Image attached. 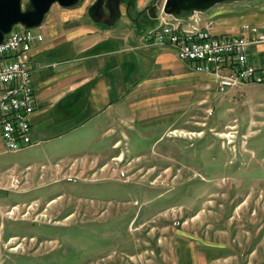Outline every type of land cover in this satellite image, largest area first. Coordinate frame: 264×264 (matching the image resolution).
Listing matches in <instances>:
<instances>
[{
	"label": "rangeland",
	"instance_id": "rangeland-1",
	"mask_svg": "<svg viewBox=\"0 0 264 264\" xmlns=\"http://www.w3.org/2000/svg\"><path fill=\"white\" fill-rule=\"evenodd\" d=\"M263 7L198 14L227 13L213 23L236 34L261 26L249 14ZM162 11L150 5L145 19ZM206 81L202 92L131 95L101 142L14 159L0 178V264H177L181 240L217 264H264V84L221 92Z\"/></svg>",
	"mask_w": 264,
	"mask_h": 264
},
{
	"label": "crops",
	"instance_id": "crops-1",
	"mask_svg": "<svg viewBox=\"0 0 264 264\" xmlns=\"http://www.w3.org/2000/svg\"><path fill=\"white\" fill-rule=\"evenodd\" d=\"M94 2L83 0L74 7L55 3L36 30L43 39L34 43L29 55L37 65L32 71L36 94L35 112L31 116L33 144L13 152L7 149L0 134V178H12V169L18 165L12 161L24 152L29 151L31 156L36 152L47 159L49 152L61 154L65 149L101 142L104 138L99 131L106 121L127 115L131 95L145 91L154 96L162 90L169 98L177 92L191 94L194 88L202 92L209 87L206 80L218 86L214 75L196 71L178 57L174 47L148 37V32L161 25L157 16L145 19L146 9L150 5L163 6L165 0H121V22L117 26L104 22L101 26L91 18L89 6ZM201 15L194 16L200 27H210L219 36L234 34H219L217 31L221 30L213 23V18L227 13L215 17ZM256 15L264 19V7L249 17ZM193 23V19L183 21L182 26L193 27ZM263 45L262 41L252 45L255 56L262 58ZM176 251L177 264L218 261L193 241H179Z\"/></svg>",
	"mask_w": 264,
	"mask_h": 264
},
{
	"label": "built area",
	"instance_id": "built-area-1",
	"mask_svg": "<svg viewBox=\"0 0 264 264\" xmlns=\"http://www.w3.org/2000/svg\"><path fill=\"white\" fill-rule=\"evenodd\" d=\"M159 18L161 26L148 32V37L174 47L178 57L196 71L214 75L219 91L240 84H264V58L252 50L254 43L264 42V25L244 23L240 33L219 36L210 27H200L194 18L193 27H183L182 20L163 11ZM42 39V33L18 23L0 43V134L7 148L33 144L36 94L32 71L37 65L29 55L34 43Z\"/></svg>",
	"mask_w": 264,
	"mask_h": 264
},
{
	"label": "water",
	"instance_id": "water-1",
	"mask_svg": "<svg viewBox=\"0 0 264 264\" xmlns=\"http://www.w3.org/2000/svg\"><path fill=\"white\" fill-rule=\"evenodd\" d=\"M0 0V43L12 28L19 24L27 28L41 26L53 4L74 7L83 0ZM242 0H165L163 12L177 20L188 21L198 13H207L217 5L230 4ZM247 1V0H243ZM121 0H95L89 6V15L96 22L111 26L121 16Z\"/></svg>",
	"mask_w": 264,
	"mask_h": 264
},
{
	"label": "bare ground",
	"instance_id": "bare-ground-1",
	"mask_svg": "<svg viewBox=\"0 0 264 264\" xmlns=\"http://www.w3.org/2000/svg\"><path fill=\"white\" fill-rule=\"evenodd\" d=\"M187 22V21H186ZM30 145V143H20L19 144V148H9L11 151L17 152V151H21L23 149H25L26 147H28Z\"/></svg>",
	"mask_w": 264,
	"mask_h": 264
},
{
	"label": "flooded vegetation",
	"instance_id": "flooded-vegetation-1",
	"mask_svg": "<svg viewBox=\"0 0 264 264\" xmlns=\"http://www.w3.org/2000/svg\"><path fill=\"white\" fill-rule=\"evenodd\" d=\"M10 207H12V205Z\"/></svg>",
	"mask_w": 264,
	"mask_h": 264
}]
</instances>
